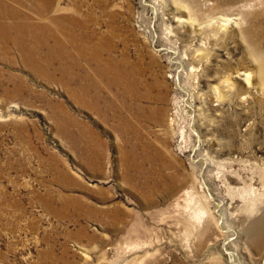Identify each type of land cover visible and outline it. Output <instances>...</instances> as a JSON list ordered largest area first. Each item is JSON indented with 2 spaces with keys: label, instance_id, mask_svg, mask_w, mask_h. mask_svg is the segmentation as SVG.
I'll list each match as a JSON object with an SVG mask.
<instances>
[{
  "label": "rangeland",
  "instance_id": "obj_1",
  "mask_svg": "<svg viewBox=\"0 0 264 264\" xmlns=\"http://www.w3.org/2000/svg\"><path fill=\"white\" fill-rule=\"evenodd\" d=\"M1 1L0 264H264V0Z\"/></svg>",
  "mask_w": 264,
  "mask_h": 264
},
{
  "label": "bare ground",
  "instance_id": "obj_2",
  "mask_svg": "<svg viewBox=\"0 0 264 264\" xmlns=\"http://www.w3.org/2000/svg\"><path fill=\"white\" fill-rule=\"evenodd\" d=\"M5 1V0H4ZM2 3V1L0 0V4ZM5 3V2H4ZM9 3V2H8ZM2 6V5H1ZM6 6V5H5ZM4 7V6H3ZM2 7H0V9H1ZM17 13V11L15 10V9H13V8H11L9 5H8V7H4V10H2V11H0V25H2V27L3 26H5L6 27V25H8V27L7 28H9L10 30H14V29H19V31L21 30V29H23L24 31H26V30H30V26L29 25H27V27L26 26H20L17 22H15V21H13V22H11L10 24H6V23H4L3 21L4 20H2L6 15H9L11 18H13V15H15ZM4 27V28H5ZM5 30V29H4ZM22 32V31H21ZM10 34V33H9ZM26 35V34H25ZM28 36V35H27ZM0 37H1V40L0 41H3L4 42V36L2 35V33H0ZM4 37V38H3ZM8 37V36H7ZM22 39V38H21ZM21 39L19 40V41H21ZM6 40H7V38H6ZM5 40V41H6ZM31 39H30V36H29V38H25V39H22V42H23V46H25L29 41H30ZM20 43V42H19ZM22 44V43H21ZM38 46V44H30L29 45V48L30 49H33V50H35L36 49V47ZM40 50V49H39ZM36 52V51H35ZM40 53V52H39ZM36 54V53H35ZM261 228H262V225L261 224H258V225H256V226H254V227H252L251 228V232H252V234H259V235H264V232H262L261 231Z\"/></svg>",
  "mask_w": 264,
  "mask_h": 264
}]
</instances>
